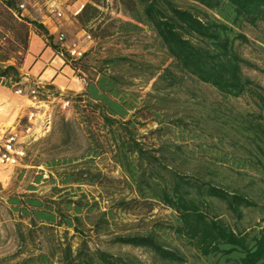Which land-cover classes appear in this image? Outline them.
Returning <instances> with one entry per match:
<instances>
[{
	"label": "trees",
	"instance_id": "obj_1",
	"mask_svg": "<svg viewBox=\"0 0 264 264\" xmlns=\"http://www.w3.org/2000/svg\"><path fill=\"white\" fill-rule=\"evenodd\" d=\"M116 1L133 20L122 22L125 31L149 27L171 59L148 75L155 78L156 90L182 88L190 78L214 86L224 97L256 96L262 112L237 119L234 128L250 148L239 145L241 138L231 139L224 126L235 119H222L228 116L227 110L215 106H210L207 116L224 131L216 142L202 141L209 135L202 124H210L206 118L184 116L166 121L157 111L153 114L158 126L142 134L139 129L146 124L148 113L141 115L143 121L139 119L137 114L143 109L138 95L129 89L132 81L110 68L127 63L128 57H104L102 67L91 71L80 63L85 51L79 59L68 58L42 22L22 14V0H0V84L14 88L20 84L19 66L29 50L33 29L62 54L75 73L87 75L83 92L72 99L88 141L84 155L92 160L109 152L122 170L133 195L119 199L117 207L152 208L160 203L174 212L169 221L156 222L146 232L116 233L111 243L147 249L163 264H264V89L245 74L243 67L252 63L237 48L249 40L241 31L243 25L264 22V0H182L187 6L177 0ZM104 4L105 0H89L77 14L81 26L94 38L110 34L109 24L100 29L102 22L97 23ZM11 59L16 63H8ZM133 67L144 71L145 64L138 62ZM139 76L135 73L133 78ZM144 106L145 111L152 109ZM169 132L173 137L167 136ZM151 134H157V143L146 141ZM227 138L236 150L224 149ZM71 161L53 159L48 165ZM249 169L255 173L250 175ZM223 170L235 174V179L225 182L223 178L230 174ZM57 175L62 187H53L59 194L56 198L15 194L7 199L19 219L20 253L25 254L14 264H145L130 252L91 247L80 226L83 217L97 212L92 231L100 236L109 233L113 213L100 211L97 201L65 189L73 183L105 184L113 179L91 168ZM71 228L83 237L77 246L68 235Z\"/></svg>",
	"mask_w": 264,
	"mask_h": 264
},
{
	"label": "rangeland",
	"instance_id": "obj_2",
	"mask_svg": "<svg viewBox=\"0 0 264 264\" xmlns=\"http://www.w3.org/2000/svg\"><path fill=\"white\" fill-rule=\"evenodd\" d=\"M26 1L27 4L22 9V14L41 21L49 28L56 26L55 41L61 48L60 50L65 56L72 59L80 58H74L70 54L68 56V50L72 46H75L82 53L85 51V55L80 58L82 60L80 63L86 64L91 71L99 70L102 67L104 57H128L129 61L127 63L118 62L116 66L110 68L115 71L120 70L132 81L129 89L138 95L139 107L143 109L142 112L137 114L139 119L143 121L145 118L141 115L148 113L146 114V124L140 126L139 129L142 134L158 126V123L154 120L157 116L153 114L157 111L160 114L159 118L166 121L184 116H195L202 120L206 118L210 121V124L207 122H202V124L207 128L206 131L209 135L206 136V139L202 138V141L208 139L207 141H210V143L216 142L217 137L222 135L224 131L220 132L217 129L218 124L215 127L216 121L207 116V113H211L210 106H215L224 111L227 110L228 116H223L222 119H235L224 126L232 135L231 139L241 138L239 145L244 144L250 148L247 144L248 140L244 143L245 138H242L234 128L238 124L237 119L239 121L241 117L248 118L253 114L257 115L262 112L258 107L256 96L247 93L240 97H224L214 86L196 80L193 81L190 78L184 80L182 88L156 90L153 86L155 78L149 79L148 75L151 71L157 72L167 66L171 59L156 34L149 27L142 25L140 30L125 31L122 22L133 20L125 13L118 1L105 0V4L100 6L103 14L98 18L97 23L102 22L100 29L109 24L110 33L101 38H94L89 30L81 26L77 20V14L80 11L76 13V8L89 0ZM177 1L183 6H187V1L193 3L190 0ZM52 8L56 10L51 11ZM58 11L61 15L57 14ZM97 23L93 24L97 25ZM100 29L99 32L102 33ZM241 31L247 35L249 40L238 43L237 48L241 55L252 63L244 66L243 70L246 75L259 83L264 89V22H259L256 25L245 24ZM61 32L65 34L63 40L58 39ZM33 47L36 48L35 44ZM39 50H41L40 47L37 51ZM138 62L145 64L144 71L133 67ZM8 63H16V60L11 59ZM23 65L24 61L19 68L21 69ZM135 73L140 74V76L133 78ZM76 74L83 81L84 77H87L86 74L81 72ZM61 80L66 82L67 75L62 74ZM41 83L39 101L34 103L29 101L23 94L16 93L14 87H9V100L16 101L18 99V103L10 115V120L0 124V128L3 126L0 130L1 136L6 135L11 130L16 131L18 140L25 150V155L18 163L0 165V264H14L18 259L25 256L24 253H20L22 248L17 231L19 219L16 217L17 214L11 211L7 202L8 197L15 194H34L44 198H56L59 194L53 187H62L57 175L58 172L81 168L102 171L103 174L113 179L112 182L105 184L73 183L65 187L70 194H76L77 197L83 194L88 201H97L100 211L111 210L113 213L109 233L100 236H96L95 232L92 231V224L99 216L97 212L83 217L80 226L89 245L91 247H101L114 253H133L142 259L145 264H163L147 249L114 244L109 239L116 233L146 232L156 222L169 221L170 215L174 213L173 210L160 203H155L152 208L147 206L128 210L118 208L117 201L121 198L128 199L132 197L133 193L125 175L113 160L111 153L104 152L92 160L84 155L88 141L79 122L76 100H72L76 97V94L81 92L58 89L45 84V82ZM57 86L59 87V85ZM66 101L69 102L66 103ZM147 104L152 106L151 110L146 109L149 112L144 110L146 107L144 105ZM31 112L34 115L29 120ZM27 125H31V131L29 132L26 131ZM170 133L167 136H172ZM211 134L214 136H210ZM146 141L157 143L159 139H157V134H151ZM229 142L230 139L227 138L224 149L228 151L230 149L236 150L237 147L231 146ZM238 149L241 152L240 155L246 156L242 148ZM61 158L72 159V161L54 166L48 165L53 159ZM1 170H6L7 175L4 176ZM223 171L225 174H230L223 178L225 182H231L235 179V174L228 170ZM247 173L251 175L255 172L249 169ZM38 176H41L39 180H37ZM221 177L224 176L221 175ZM30 187L35 189L31 190ZM226 215L231 219L229 214ZM249 215L256 214L251 212ZM63 230L64 227L60 228V231ZM68 232L69 236L72 235L71 241L77 246L83 237L79 233H75L72 228Z\"/></svg>",
	"mask_w": 264,
	"mask_h": 264
},
{
	"label": "crops",
	"instance_id": "obj_3",
	"mask_svg": "<svg viewBox=\"0 0 264 264\" xmlns=\"http://www.w3.org/2000/svg\"><path fill=\"white\" fill-rule=\"evenodd\" d=\"M22 1L25 5L27 4L26 0ZM82 5H84V3H82L80 7L76 8V13L81 10ZM47 29L51 34H54L55 41L56 26L54 28L47 27ZM34 44L36 48L33 47ZM37 47H40L41 50L37 51ZM20 70L22 75L21 81L19 82L20 84H25L23 76L29 75L32 80L35 78L37 81L40 80V82H45V84L54 86V88L70 89L75 92H82L84 90L85 82L83 79L78 77L71 65L66 62L62 54L58 53L57 51L53 50L51 46L47 45L44 37L36 33L35 30L31 31L29 50L25 55L24 65ZM62 74L67 75L66 82L61 80ZM55 83L59 85V87ZM24 86L27 87V85ZM25 87L23 88L26 91L28 88ZM8 89L9 87L7 88V86L0 84V124L10 120V115L18 103V99L16 101L9 100ZM28 91L29 90H27V92ZM23 96L27 97L29 101L34 103V101L29 98L28 94H23ZM2 127L3 126H1L0 130ZM2 172L4 176L8 173L6 170H1V173Z\"/></svg>",
	"mask_w": 264,
	"mask_h": 264
},
{
	"label": "built area",
	"instance_id": "obj_4",
	"mask_svg": "<svg viewBox=\"0 0 264 264\" xmlns=\"http://www.w3.org/2000/svg\"><path fill=\"white\" fill-rule=\"evenodd\" d=\"M20 8H24L25 4L24 2H22L20 5ZM83 7V5H82ZM56 9H53L51 11H55ZM58 15H61V13L58 11L57 12ZM65 37L64 33H60L58 36L59 40H63ZM69 54L71 56H73L74 58H79L82 56V52L79 51L75 46H72L71 48H69ZM23 80L25 82V84H19L18 86L15 87V91L18 94H25L27 93L30 98L34 101L37 102L38 97H39V89L41 87V82L40 80H33L31 82V78L29 75H24L23 76ZM24 85H27V87H25ZM28 88L27 90H29L27 92V90L25 91V89L23 88ZM69 101H66V103H68ZM34 113L31 112L29 115V120L32 119ZM27 132L31 131V125H27ZM25 155V150L23 148V146H21L20 141L18 140V133L16 131H9L8 133H6V135H3L0 137V165H12L15 163H18V161Z\"/></svg>",
	"mask_w": 264,
	"mask_h": 264
},
{
	"label": "bare ground",
	"instance_id": "obj_5",
	"mask_svg": "<svg viewBox=\"0 0 264 264\" xmlns=\"http://www.w3.org/2000/svg\"><path fill=\"white\" fill-rule=\"evenodd\" d=\"M35 37V36H34ZM37 40V39H36Z\"/></svg>",
	"mask_w": 264,
	"mask_h": 264
}]
</instances>
